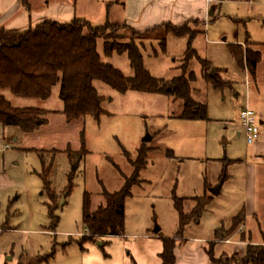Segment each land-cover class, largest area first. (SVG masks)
Here are the masks:
<instances>
[{"label": "rangeland", "instance_id": "1", "mask_svg": "<svg viewBox=\"0 0 264 264\" xmlns=\"http://www.w3.org/2000/svg\"><path fill=\"white\" fill-rule=\"evenodd\" d=\"M131 1L30 0V5L36 12H45L44 20L70 23L84 19L93 27L115 24L105 37L115 43L132 39L143 47L144 66L153 77L193 79L191 96L207 106V119L182 120V101L146 92L123 94L97 81L106 114L98 120L86 117L69 123L62 113L59 85L45 101L0 90L15 108L48 112L46 124L33 133L0 127V264H163L164 241L170 239L179 245L186 243L182 252L189 249L196 256L204 251L195 249L204 241L195 239L206 240L216 264H236L235 254L241 259L247 248L237 242L264 243V165H257L263 161L254 159V146L247 143L239 117L248 108L264 118V0H213L204 22L199 20L206 18L209 9L193 4L191 12L183 7L178 15H204L186 25L195 35L194 53L187 63L188 36H167L168 26L146 34L125 28L127 24L138 30L147 24L143 12L135 15L131 10ZM67 8L73 17L68 21ZM171 17L169 21L174 22ZM235 44H244L243 53L246 48L262 53L255 78L246 62L242 65L233 55L230 46ZM98 53L105 63L133 76L126 54L105 57L102 39ZM204 62L210 64L209 71ZM217 80L223 83L218 89L214 87ZM261 129L264 132V125ZM147 136L151 139L144 142ZM143 143L153 151L138 173L140 183L131 188L126 200L121 235L92 237L84 224L86 198L94 213L105 204V192L123 190L135 174L131 162ZM83 149L86 153L73 174L67 153ZM253 163L256 194L250 201L247 171ZM47 168L55 202L44 185ZM224 176L221 192L215 195L211 190L221 185ZM179 199H184V215L207 200L201 214L185 227ZM50 207H54L52 214ZM241 215L243 233L238 232L242 223H236ZM224 233H230L227 240L231 238L233 244H216L217 239L223 241Z\"/></svg>", "mask_w": 264, "mask_h": 264}, {"label": "trees", "instance_id": "2", "mask_svg": "<svg viewBox=\"0 0 264 264\" xmlns=\"http://www.w3.org/2000/svg\"><path fill=\"white\" fill-rule=\"evenodd\" d=\"M120 1V0H119ZM224 1V0H219ZM26 8H30V0H22ZM107 23L102 27H93L90 22L84 19H74L70 23H59L57 21L44 20L38 26L22 31H10L0 29V90H9L18 98H34L47 100L51 97L52 90L56 85L60 86L59 97L63 102L62 113L67 122H72L86 117L96 120L106 112L102 104L104 98L95 87V82H102L112 89L127 93L129 91L146 92L168 96L174 101H182L184 108L180 119L185 121H199L207 119V106L195 101L191 96V85L193 81L184 76L172 80L157 79L144 66L142 55L143 47L138 46L134 40L126 43L111 42L105 37L106 30L112 27ZM135 34L158 31L161 27L168 26L167 36L176 38L189 37V49L186 52L185 62L193 54L192 40L195 37L187 30V23L182 26H175L165 23L145 32H139L124 24ZM104 41V55L106 58L114 54L128 56L133 76H125L115 66L105 63L98 53V41ZM164 47L166 40H163ZM233 55L243 65L246 62L247 70L251 77L255 78L258 64L262 60V53L250 51L248 48L243 53L242 45L230 46ZM264 49V48H263ZM208 62L203 63L205 70H210ZM209 77V76H208ZM210 79V77H209ZM223 83L215 81L214 87L221 88ZM47 111L37 108H15L2 95H0V125L5 129L14 127L23 133H33L42 125L46 124L44 117ZM152 147L142 144L137 159L132 161L135 174L127 179L126 185L120 192L103 194L105 204L94 213L90 212V201L86 198L84 204V224L92 237H112L121 235L125 226L126 200L131 196V188L139 184L138 173L147 166L149 154ZM86 150L81 152H68L69 159L73 161V174L83 160ZM174 157L173 153H168ZM44 172V185L55 202V193L51 191L48 175L50 169ZM88 197V196H87ZM181 215V225L185 227L188 220L196 218L201 214L202 205L207 202L203 200L200 208H196L190 215L182 213L181 205L184 199L177 200ZM54 207H50L52 214ZM241 215L236 223L243 224ZM236 226L235 228H237ZM229 236L230 233H227ZM221 239V238H219ZM223 240V239H222ZM176 241L165 240L164 249L161 255L163 264H176L175 255ZM210 264H216L212 252H208ZM236 264H264V243L247 246L244 256L237 259Z\"/></svg>", "mask_w": 264, "mask_h": 264}, {"label": "crops", "instance_id": "3", "mask_svg": "<svg viewBox=\"0 0 264 264\" xmlns=\"http://www.w3.org/2000/svg\"><path fill=\"white\" fill-rule=\"evenodd\" d=\"M152 0H132V8L131 10L135 13V15L139 12H143L144 17H146V22L147 24L145 25H139V28H137L139 32H144L145 30H150L155 27L161 26L165 23H171L175 26H182L189 21L192 20H199L195 19L197 16H204V15H197L191 16V17H185L182 14L178 15V12L183 9V7L187 8L188 11H193L192 5H201V7L209 9L206 18L201 19L199 21H207L208 17L210 15V7L207 3V0H159V3H151ZM192 1V2H191ZM158 2V1H156ZM44 11L42 12H36L32 9V6L30 5V8H26L22 0H0V29L5 28L10 31H22L26 30L29 28H34L38 26L40 23L44 21L45 18L48 16L44 15ZM158 15H160L158 19ZM172 16V17H171ZM173 16H176L177 18L180 19H173ZM170 17L174 22L169 21ZM72 17V11L70 9H66L65 11V20H71ZM238 45H244V44H238ZM259 65V64H258ZM258 68V67H257ZM241 112V111H240ZM259 124H260V130H261V138L260 140L253 145L254 146V154L253 157L254 159H257L259 161H263V164H257V165H264V132L262 131L261 127L264 125V118L263 116L261 118L258 117ZM0 127H2L0 125ZM7 149V146H5ZM256 169H255V163L250 164L249 171H247V197L249 198L250 201L255 199V194H256ZM226 180V176H224L221 179V185L219 186V193L221 192V189L223 187V184ZM217 188V187H215ZM245 229V224L243 223L241 227H239L238 232L243 233ZM223 241H218L216 240V244H233L234 241L227 240L228 235L227 233L223 234ZM199 241H204L202 242L201 246H197L198 250H201L200 248H203L204 251L202 254L199 253L197 256L192 253L189 249H185V252H182L181 247L185 244H180L179 241H176V248H175V255H176V264H210V257L208 255L209 252V246L210 243L207 244L206 240H201V239H195ZM206 241V242H205ZM250 239L249 241H241L237 242L239 245H244L248 246L250 244ZM184 246V247H185ZM195 246V245H194ZM199 247V248H198ZM238 248H236L237 250ZM240 258V257H239Z\"/></svg>", "mask_w": 264, "mask_h": 264}, {"label": "built area", "instance_id": "4", "mask_svg": "<svg viewBox=\"0 0 264 264\" xmlns=\"http://www.w3.org/2000/svg\"><path fill=\"white\" fill-rule=\"evenodd\" d=\"M208 5L213 4V0H207ZM240 124L245 131L247 143L255 145L261 138L260 124L257 114L248 108L242 109L240 112Z\"/></svg>", "mask_w": 264, "mask_h": 264}, {"label": "water", "instance_id": "5", "mask_svg": "<svg viewBox=\"0 0 264 264\" xmlns=\"http://www.w3.org/2000/svg\"><path fill=\"white\" fill-rule=\"evenodd\" d=\"M213 73H214V71H212V75H213ZM151 138H150V136H147L145 139H144V142L145 141H147V140H150ZM219 187H217V188H214V189H212L211 191H212V193H214L215 195H218V193H219ZM160 231L159 230H157L156 231V234L157 233H159Z\"/></svg>", "mask_w": 264, "mask_h": 264}]
</instances>
